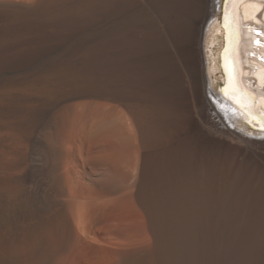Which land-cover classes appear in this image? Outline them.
<instances>
[{
  "label": "bare ground",
  "instance_id": "bare-ground-1",
  "mask_svg": "<svg viewBox=\"0 0 264 264\" xmlns=\"http://www.w3.org/2000/svg\"><path fill=\"white\" fill-rule=\"evenodd\" d=\"M254 5L0 0V264H264V131L221 91Z\"/></svg>",
  "mask_w": 264,
  "mask_h": 264
},
{
  "label": "snow or ice",
  "instance_id": "snow-or-ice-1",
  "mask_svg": "<svg viewBox=\"0 0 264 264\" xmlns=\"http://www.w3.org/2000/svg\"><path fill=\"white\" fill-rule=\"evenodd\" d=\"M229 2L230 0H225V5ZM231 2L234 4H243L245 0H231ZM254 6L264 8V0H255ZM244 19L245 18H241L239 15H236L234 19H230L227 9L225 10L224 27L228 30L229 43L232 45V55H229L230 49L225 48L223 67L227 77V84L221 91L226 97L233 100L244 117L248 119L249 123L259 125V130L264 131V107L259 109L256 108L255 100L257 93L252 91L251 82L243 78V65L239 59L241 28L244 27L249 32L250 43L254 41L255 44L260 47H264V44H261L260 41L256 39V35H260L258 30L250 25L244 24ZM246 19L256 21L255 15L247 16ZM256 22L258 23L259 21ZM249 54L256 55L255 52ZM259 78L264 81V72L261 73ZM261 88L264 89V83H262ZM260 95L264 98V91H261Z\"/></svg>",
  "mask_w": 264,
  "mask_h": 264
},
{
  "label": "rangeland",
  "instance_id": "rangeland-1",
  "mask_svg": "<svg viewBox=\"0 0 264 264\" xmlns=\"http://www.w3.org/2000/svg\"><path fill=\"white\" fill-rule=\"evenodd\" d=\"M212 59H216V54H214L212 57H211V59H209V63L211 62L212 64H214L213 62H212ZM211 60V61H210ZM218 66V64H216V67ZM212 75H211V77H210V86H208V99L210 100V97H209V94H210V92L211 93H215V94H217V91H218V88H219V86H220V82H219V77H220V74H219V72L217 71V72H213V73H211ZM214 82V83H213ZM211 101V100H210ZM231 124L233 125V127L234 128H236V132H238V133H241L243 136H247V137H249V138H253V139H255L257 136H254V135H252L250 132H244L242 129H241V127H239L238 126V124H236L235 122H231L230 124H229V126L231 127ZM234 128H232V130H234ZM258 138V137H257ZM260 141H264V138H260L259 139Z\"/></svg>",
  "mask_w": 264,
  "mask_h": 264
}]
</instances>
